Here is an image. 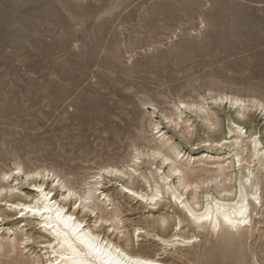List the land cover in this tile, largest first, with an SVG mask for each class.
Instances as JSON below:
<instances>
[{
  "label": "rangeland",
  "instance_id": "rangeland-1",
  "mask_svg": "<svg viewBox=\"0 0 264 264\" xmlns=\"http://www.w3.org/2000/svg\"><path fill=\"white\" fill-rule=\"evenodd\" d=\"M217 93L264 102V0H0V173L20 164L81 180L109 160L132 164L129 135L140 124L146 139L138 145L162 140L156 132L163 126L172 145L195 159L208 153L205 161L222 162L232 138L212 148L199 143L209 135L205 114L216 113L224 133L237 110L212 102ZM203 99L207 113L185 110L175 128L163 116L178 113L173 105L180 100ZM249 120L244 136L257 131L262 140L263 117L255 111ZM198 164L195 170L204 166ZM117 178L105 177L103 189L113 192L108 210L125 222L174 209L168 194L149 211L122 193L118 204ZM257 194L263 201V184ZM263 220L252 217L248 241L257 250L264 248ZM140 243L143 250L158 248L147 238ZM260 258L257 264H264Z\"/></svg>",
  "mask_w": 264,
  "mask_h": 264
},
{
  "label": "bare ground",
  "instance_id": "bare-ground-1",
  "mask_svg": "<svg viewBox=\"0 0 264 264\" xmlns=\"http://www.w3.org/2000/svg\"><path fill=\"white\" fill-rule=\"evenodd\" d=\"M211 100L219 107L223 101L231 108L237 107L224 133L221 118L216 113L205 114L208 109L204 99L198 103L180 100L173 105L178 113L163 116L175 128L176 119L185 110L205 114L203 119L209 125L204 129L209 135L199 143L209 142L212 148L213 143L224 144L232 138L222 162L205 161L208 153L206 158L195 159L179 143H169L163 126L159 129V122L154 121L153 129H159L156 133L160 131L162 140L153 145L149 141L137 144L146 139L142 124L130 133L132 164L119 166L109 160L81 180L52 168L25 170L20 164L2 171L0 264H182L168 255L182 259L183 264H244L246 260L257 264L255 258L260 255L264 262V248L254 249L248 241L253 228L261 224L259 220L253 224V215L264 218V200L257 194L259 185L264 186V124L260 130L262 140L257 131L244 136L251 112H258L264 119V102L225 93H217ZM144 104L156 108L150 102ZM115 133L122 134L120 128ZM245 152L247 167L241 165ZM184 156L186 159L181 161ZM198 163L204 166L195 170ZM108 176L120 178L115 194L118 204L121 200L117 194L122 193L144 210L155 209L168 194L174 209L165 214L158 212L151 219L125 222L113 207L108 210L112 206L111 191L108 188L105 192L102 183ZM182 217L190 225L187 229ZM145 238L158 248L152 252L139 248ZM231 258L234 261L228 260Z\"/></svg>",
  "mask_w": 264,
  "mask_h": 264
},
{
  "label": "snow or ice",
  "instance_id": "snow-or-ice-1",
  "mask_svg": "<svg viewBox=\"0 0 264 264\" xmlns=\"http://www.w3.org/2000/svg\"><path fill=\"white\" fill-rule=\"evenodd\" d=\"M71 195V194H70Z\"/></svg>",
  "mask_w": 264,
  "mask_h": 264
}]
</instances>
